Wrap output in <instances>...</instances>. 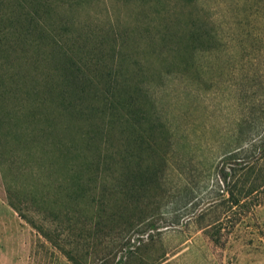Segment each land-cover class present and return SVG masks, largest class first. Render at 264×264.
I'll use <instances>...</instances> for the list:
<instances>
[{"label":"trees","instance_id":"1","mask_svg":"<svg viewBox=\"0 0 264 264\" xmlns=\"http://www.w3.org/2000/svg\"><path fill=\"white\" fill-rule=\"evenodd\" d=\"M210 2L0 0L1 182L18 216L72 264H130L159 228L147 196L165 192L172 131L142 80L150 58L188 69L218 47ZM232 128L213 186L230 209L264 205V106L240 109ZM220 225H206L216 243Z\"/></svg>","mask_w":264,"mask_h":264},{"label":"rangeland","instance_id":"2","mask_svg":"<svg viewBox=\"0 0 264 264\" xmlns=\"http://www.w3.org/2000/svg\"><path fill=\"white\" fill-rule=\"evenodd\" d=\"M233 2L211 0V16L222 30L220 43L196 53L188 69L180 62L168 69L155 57L148 61L142 85L172 131V149L162 176L165 192L147 196V202L154 201L152 218L159 228L137 244L136 259L145 264H264V205L230 209L213 186L224 148L220 143L240 109L264 106V0H246L238 11H228ZM124 7L118 25L129 28ZM243 8H250L248 14ZM105 11L92 13L101 20ZM233 16L237 20L229 31ZM140 17L146 26L147 7ZM216 220L221 224L212 231L217 243L206 232ZM136 259L130 264H141ZM0 264H72L8 204L1 177Z\"/></svg>","mask_w":264,"mask_h":264}]
</instances>
